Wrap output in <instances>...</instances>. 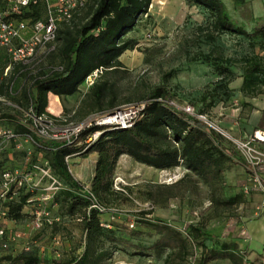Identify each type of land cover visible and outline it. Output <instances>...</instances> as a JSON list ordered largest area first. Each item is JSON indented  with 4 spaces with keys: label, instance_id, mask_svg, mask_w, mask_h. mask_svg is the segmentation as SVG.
Segmentation results:
<instances>
[{
    "label": "rangeland",
    "instance_id": "1",
    "mask_svg": "<svg viewBox=\"0 0 264 264\" xmlns=\"http://www.w3.org/2000/svg\"><path fill=\"white\" fill-rule=\"evenodd\" d=\"M93 1H89L69 28L84 23ZM246 1L247 6L244 8L236 7L230 0H224V3L233 20L250 32L254 26L264 24V0ZM211 23L210 14L201 6L188 5L185 0H152L148 12L137 19L134 28L125 36L135 43L132 49L119 57L122 66L110 71L99 70L96 76L92 72L90 75L94 83L90 84L85 79L76 93L60 99L56 109L54 104L58 97H52L50 111L47 106L46 111L54 116L51 119L53 130L62 132L71 129L92 113L104 114L119 109L128 112V107L146 102L152 87L166 84L174 93V105L179 109L191 106L198 113L204 109L202 115L206 118L203 121L221 131L225 137L224 145L230 151L235 150L244 161L232 140L245 139L256 127L264 129V95L250 97L242 92L243 71L239 61L252 55L264 59V42L256 38L252 45L242 35L214 32ZM67 27L63 26L62 29ZM61 47L62 42L59 40L50 53L28 66L12 65L7 75L1 73V69L8 65V57L0 48V125L4 129L16 133L17 123L4 113L24 119V110L28 109V105L22 101L20 107L18 100L28 88L29 78L60 68L63 61ZM205 54L231 60L232 74L221 80L219 70L212 63L197 59ZM100 83H104L105 91L100 103H97L93 87ZM220 85H224V88L218 89ZM51 95L48 94V101ZM203 96L210 97L212 102L208 106L202 103ZM250 100L262 108L259 110L262 111L263 121L260 120L256 126L250 124L254 106L249 109L244 105ZM88 157H70V171L74 173L78 170L74 162H84L87 166ZM43 158V151L37 150L32 137L27 135H19L18 139L8 142L0 151L3 169L20 166L26 170L34 160L39 162ZM187 173L197 183V189L186 190L170 198L164 207L147 199L146 191H170L171 186ZM90 183L91 180L85 185L89 186ZM113 183L123 189L127 198L120 200L113 207V212L107 213L111 219L131 221L140 211L150 209L153 218L169 223L183 233L191 223L199 221L214 236L212 247L219 248L222 243H236L238 246L235 258L213 260L208 264H264L263 196L249 181L242 164L230 163L219 181L210 185L198 179L183 164L172 169L156 170L135 162L127 155H121ZM240 192L243 193V202L237 205L225 206L218 202ZM36 212H48L54 218L61 217L58 204L37 198L23 208V216L19 220L0 215V226L5 228L4 237L8 243V248L0 254V264H8L10 256L30 247L37 250L41 264H49L51 259L66 258L70 253L78 254L81 251L79 246L83 241V232L79 222L62 217L56 226L35 228L33 221ZM137 227L142 233L127 241L142 249L120 246L113 254L112 264L163 263L165 253L151 248L159 235L149 228ZM198 250L200 253L199 247Z\"/></svg>",
    "mask_w": 264,
    "mask_h": 264
},
{
    "label": "trees",
    "instance_id": "2",
    "mask_svg": "<svg viewBox=\"0 0 264 264\" xmlns=\"http://www.w3.org/2000/svg\"><path fill=\"white\" fill-rule=\"evenodd\" d=\"M185 1L188 5L203 7L210 14L214 32L242 35L248 38L252 45L256 38L264 42V24L254 26L250 32L245 30L233 20L224 0ZM230 1L236 7L247 6L246 0ZM151 3L152 0H94L89 16L82 25L58 31L57 40L62 42L63 59L60 68L29 78L28 88L23 91L20 99H17L20 107L22 101L28 105V109L24 110V119L18 115L4 113L14 118L17 134L32 137L36 149L43 151L44 158L49 161L52 172L65 184V188L51 199L54 204L59 205L61 217H55L58 220L44 227L56 226L62 217H68L79 222L82 228L83 241L79 246L81 251L78 254L70 253L66 258L51 259L49 264H112L113 254L120 246L128 245L142 249L127 241L142 233L137 226L149 228L159 235L151 248L165 253L162 264H189L195 253L199 255L197 264L233 259L238 254L236 243H222L219 248L212 247L214 236L199 221L191 223L183 233L169 223L153 218V211L148 209L133 217L136 226L131 228L130 220H113L98 209H89L91 202L85 191V184L74 178L65 160L67 156L78 155L86 158L96 153L94 175L89 187L98 204L107 209L127 198L123 189H116L113 183L117 161L121 155H127L135 162L156 170L172 169L183 164L198 179L210 185L219 181L230 163L243 165L244 161L240 155L224 145L225 137L221 131L196 115L180 110L172 103L174 93L166 84H159L150 89L145 107L132 128L96 125L81 131L77 136H72L69 142L40 137L34 132L32 116L47 113L46 106L50 111L53 95L48 101V94L60 98L71 96L95 70L110 71L122 66L119 57L126 50L132 49L135 43L125 36L134 28L137 19L148 12ZM40 11L41 8L37 6L32 12H25L24 16L39 18ZM197 59L212 63L219 70L221 80L232 74L229 59L210 54L201 55ZM239 62L243 71L242 92L250 97L264 95V59L259 55H252L241 58ZM223 88L224 85L218 87ZM104 91V83L94 85L93 92L97 103H100ZM209 98L203 96L202 103L208 106L212 102ZM244 105L249 109L253 108L250 103ZM204 112L202 109L200 113H196ZM48 115L54 118L51 114ZM93 131H101L100 136L93 143H86L87 136ZM36 162L34 160V163ZM32 165L26 171L30 170ZM15 167L20 166L12 168ZM0 169H3L1 165ZM171 188L170 191L148 190L145 195L155 205L164 207L170 198L198 187L187 173ZM36 194L20 189L13 195L10 190L4 199L0 198V212H5V216L12 220H19L23 216V208L33 202ZM218 202L225 206L237 205L243 202V193L230 195ZM9 259L8 264H41L37 250L31 247L21 250Z\"/></svg>",
    "mask_w": 264,
    "mask_h": 264
},
{
    "label": "built area",
    "instance_id": "3",
    "mask_svg": "<svg viewBox=\"0 0 264 264\" xmlns=\"http://www.w3.org/2000/svg\"><path fill=\"white\" fill-rule=\"evenodd\" d=\"M90 0H0V48L5 51L8 57V65L4 68V75H7L12 65H29L32 61L42 57L56 46L58 31L63 26L71 27L76 17L87 7ZM41 8L40 17L24 16L27 11H33L35 7ZM97 70L93 72L96 76ZM89 75L86 81L93 84ZM145 103L134 107L112 110L104 114L92 113L83 121L71 129L62 132L54 131L51 126V117L48 113L39 116H32L34 121V132L40 137L55 140H71L81 131L93 126H115L122 129L132 128L140 116ZM188 114L196 115L204 120L206 117L197 114L194 107L186 106L182 109ZM30 115L29 113H26ZM101 134V131H93L86 138V143H93ZM19 134L0 125V151L10 141L18 139ZM31 137L30 135H27ZM233 144L242 153L244 168L257 190L262 192V209H264V130L254 129L245 139H233ZM65 158L68 163L69 158ZM65 188V184L51 170L49 161L45 158L32 165L26 171L20 167L11 169H0V198L4 199L6 194L12 190L16 194L18 190L37 193L40 201L51 200L55 194ZM88 199L91 202L90 208L98 209L101 213L113 212V208L98 204L95 194L89 186H84ZM122 190L121 187L115 186ZM36 194V195H37ZM5 216V212H0ZM113 217V216H112ZM58 218L49 216L48 212H36L34 227L41 228L43 225H51ZM129 227H134L133 219L129 221ZM5 228L0 226V253L7 248L8 243L4 237ZM199 255L195 253L189 260V264H197Z\"/></svg>",
    "mask_w": 264,
    "mask_h": 264
},
{
    "label": "crops",
    "instance_id": "4",
    "mask_svg": "<svg viewBox=\"0 0 264 264\" xmlns=\"http://www.w3.org/2000/svg\"><path fill=\"white\" fill-rule=\"evenodd\" d=\"M4 68L5 67H3L1 69L2 70L1 73L4 72ZM53 96H56V95L53 94ZM56 97H58V96H56ZM68 97L69 96H66V98H68ZM60 99L61 98L58 97L57 103L55 102V104H54L55 109L58 107V103H60ZM62 100H63V98H62ZM249 102L254 106V108L252 110V114L250 115V121L252 122L250 124H252L253 126H256L257 123H259L260 120H261L262 111L259 110V108L260 109H262V108L259 105H257L256 103H253V101H251V100ZM257 128H259V127H256L255 129H257ZM259 129L264 130L263 128H259ZM88 158L90 160H89L87 166H85L84 162L81 163V164H77L76 162H74L76 158L71 159V161L74 162L73 164H76V166H78V170L77 171L81 174L80 177H77L76 175H73L74 173L71 172L72 175L74 176L75 179L80 180L84 184L87 183L89 180H91L92 175H94V171L92 169H95V163H96V160H97V155H96V153H92V154L89 155ZM69 168H70V170H72L71 166H69ZM262 228L264 229V226H262ZM263 243H264V239H263ZM263 247H264V245H263Z\"/></svg>",
    "mask_w": 264,
    "mask_h": 264
},
{
    "label": "bare ground",
    "instance_id": "5",
    "mask_svg": "<svg viewBox=\"0 0 264 264\" xmlns=\"http://www.w3.org/2000/svg\"><path fill=\"white\" fill-rule=\"evenodd\" d=\"M161 1V0H160ZM74 172V174L77 176V177H80V173L77 171V170H75V171H73Z\"/></svg>",
    "mask_w": 264,
    "mask_h": 264
}]
</instances>
